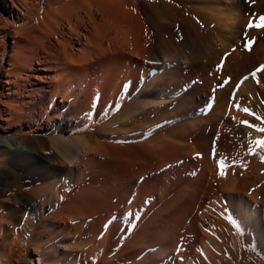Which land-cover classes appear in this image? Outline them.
<instances>
[{
  "label": "bare ground",
  "instance_id": "6f19581e",
  "mask_svg": "<svg viewBox=\"0 0 264 264\" xmlns=\"http://www.w3.org/2000/svg\"><path fill=\"white\" fill-rule=\"evenodd\" d=\"M254 11L264 0H0V196L18 193L0 220L12 200L21 227L7 263L34 236L39 264H264V100L246 76L264 32L224 55V86L202 68ZM171 51L195 92H168Z\"/></svg>",
  "mask_w": 264,
  "mask_h": 264
},
{
  "label": "rangeland",
  "instance_id": "374dc122",
  "mask_svg": "<svg viewBox=\"0 0 264 264\" xmlns=\"http://www.w3.org/2000/svg\"><path fill=\"white\" fill-rule=\"evenodd\" d=\"M246 16H247L246 17V19H247L246 22L247 23L245 24L244 28L242 29L240 37L237 38L236 40H233L234 42H232L233 44H231L230 49H228L226 51V53L223 52L220 55V57H219L220 59L217 60V62L212 63V64L211 63L210 64L209 63L208 64L207 63L202 64L203 71H205V69H206L207 72L209 71L207 73V77H210L212 79H216L219 82V85H221V86L222 85L224 86L227 82H229L228 79L230 78V76L227 73H225V68H224L225 67V60L224 59H225L226 56H224V55L227 54V53H230V51H231V54L239 52V50H240L239 47H242V49L249 51L250 49H252L254 47V45H256L258 43L260 37H262V32H264V27H259L258 26L261 23V18L264 17V13L263 12H255L254 11V12H251V13L247 14ZM260 30H262V31L259 32ZM256 33H257V35H256ZM253 39H255L254 42H252ZM248 40H250V41H248ZM165 46H167V45H165ZM170 54H171V56H169L168 58L159 61V63L161 64V66L163 68V69H161V74L166 75V77L164 79L165 80L164 83L166 85V88L168 89V92H171L172 90H173L172 92H174V90H177V89H180V91H187L188 92L189 90L190 91H194L195 88L198 89L199 86L201 87L200 83L204 82V80H202L203 79L202 76L196 74V72H197L196 67L195 66H191L192 64L191 65L188 64V66L184 65L182 60H180V58L178 59L179 56L177 54L173 53V51H171ZM172 55L174 57H172ZM258 65L254 66L252 68V70H249L248 71V75H246V76L248 77L250 74H253L254 76L256 75L255 77L260 80L262 78V76H264V61H261L260 63H258ZM178 70L179 71L183 70V74L179 75ZM171 72H173V73L176 72L175 73L176 75L174 77L172 75H169ZM224 73H225V75H224ZM222 74L225 76L226 79L224 78V76H222ZM170 79L173 80V83H175V82L177 83L178 81L179 82H178L177 85L170 84L169 87H168L167 85H168L169 81H172ZM259 80H258V86L260 88H262V90L260 88L259 89H260V93H261L262 99L264 100V96H263L264 95V85H263L264 83L259 81ZM186 88H187V90H186ZM261 91H263V92H261ZM219 120L217 122V124H218L217 127L218 128H220L222 126V122H224V120L222 118L219 119ZM254 153L256 155H258V153L256 151ZM260 157H261V155H260ZM2 180H3V182H2ZM5 182H6V177H0V189L5 187V184H6ZM12 190L13 189L11 188V191H8L6 193V195L0 196V200L2 198L3 199L9 198L11 194H14V195L18 196V193L14 192ZM253 191L255 192L254 193L255 196H256V194H258V196H256L257 198H255V203H258L259 207H261V206L264 207V192L259 191L258 188H253L252 192ZM226 202L229 205H231V204L233 205V203L230 201L229 198L226 199ZM230 202H231V204H230ZM9 203L6 206L5 210H4L5 211L4 212V216L1 217V220L5 224V232H4V236L0 237V244L1 243H5V244L8 243L7 244L8 245L7 246L8 247L7 250H9V247H10L9 245L11 244V241H15L16 240L15 237H14V234H13L12 227L16 228V229L21 228L20 225H19L20 221L18 219V217L20 215V212H19V209H17V207H16L17 203L13 202L12 200H10ZM11 203H14V204H12V206H10ZM7 210H9L10 212L7 211ZM1 220H0V222H1ZM35 220H36V217L33 216V221L36 222ZM47 223L49 224V222H47ZM36 225L37 226L44 225V222L43 221L37 222ZM20 237H22V235H20ZM24 238H25V234L23 235V237L21 239H24ZM33 243H34V236H32V238H31V240L29 242H25V244L24 243L23 244L17 243V245H20L21 247L19 246L20 249L17 248V250L14 251V253H15L14 254V259L16 260V262H13V264H24L25 262L27 264H39L38 260L36 259L37 256L33 255L31 253ZM1 247L2 246H0V248ZM38 251H41V250L39 249ZM38 253H40V252H38ZM31 256H33L35 258L33 261L29 260L31 258ZM0 259H1L0 261H4L6 264H9V263H7L8 261H7V259L4 256V247H2L1 250H0ZM41 264H44V261H42Z\"/></svg>",
  "mask_w": 264,
  "mask_h": 264
},
{
  "label": "snow or ice",
  "instance_id": "6c2138e0",
  "mask_svg": "<svg viewBox=\"0 0 264 264\" xmlns=\"http://www.w3.org/2000/svg\"><path fill=\"white\" fill-rule=\"evenodd\" d=\"M259 27H264V17L261 18V23L258 25ZM248 110L245 109V112ZM257 119H261V117H257ZM247 123V122H245ZM249 127H256L255 125H248ZM257 131L264 132V128H256ZM257 144H259L261 147H264V140H258L256 141ZM221 167H223V161H221ZM223 174V173H222Z\"/></svg>",
  "mask_w": 264,
  "mask_h": 264
}]
</instances>
